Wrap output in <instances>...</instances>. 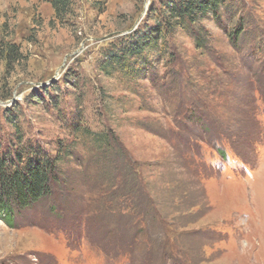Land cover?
<instances>
[{
    "label": "rangeland",
    "instance_id": "rangeland-1",
    "mask_svg": "<svg viewBox=\"0 0 264 264\" xmlns=\"http://www.w3.org/2000/svg\"><path fill=\"white\" fill-rule=\"evenodd\" d=\"M162 3L0 0V143L69 147L56 197L0 218V264H264V0L174 29L134 83L105 73Z\"/></svg>",
    "mask_w": 264,
    "mask_h": 264
},
{
    "label": "trees",
    "instance_id": "trees-1",
    "mask_svg": "<svg viewBox=\"0 0 264 264\" xmlns=\"http://www.w3.org/2000/svg\"><path fill=\"white\" fill-rule=\"evenodd\" d=\"M50 1L59 16L69 11L71 0ZM162 1L154 17V28L151 32L144 31L137 41L130 40L119 50L113 45L107 52L106 58L100 64L105 73H120L121 77L130 78L132 83L144 77L147 67L151 66L152 58L158 55L149 53L155 43L160 41L159 46L162 48L168 45L167 39L174 35V29H190L191 25L197 24L208 13L216 14L221 0ZM237 29L241 30L235 28V31ZM197 45L201 48L205 46L202 40H198ZM15 49L14 45L10 46V56ZM84 133L92 136L99 148L106 147L107 140L103 134H98L95 138L89 129L84 130ZM11 148L3 147L0 143V218L8 226L15 228L18 216L34 211L56 197V187L63 181L61 168L64 158L69 154V147L64 144L57 151L47 150L41 144L28 142Z\"/></svg>",
    "mask_w": 264,
    "mask_h": 264
}]
</instances>
